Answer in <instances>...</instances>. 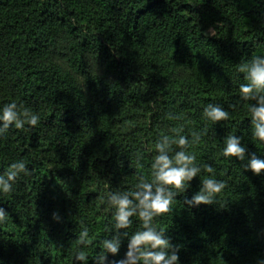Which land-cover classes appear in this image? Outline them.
<instances>
[{
	"label": "trees",
	"instance_id": "1",
	"mask_svg": "<svg viewBox=\"0 0 264 264\" xmlns=\"http://www.w3.org/2000/svg\"><path fill=\"white\" fill-rule=\"evenodd\" d=\"M253 55L264 56V0H0V87L40 117L0 136V174L21 160L29 170L0 194L9 215L0 264H96L115 235L107 193L151 178L155 143L184 123L170 112L192 121L182 133L189 139L207 128L190 151L228 184L213 205L189 206L202 172L173 213L155 219L179 246V264H264V173L243 167L252 153L264 159V142L253 136L255 101L241 100L246 81L236 68ZM209 103L229 120H207ZM229 134L247 148L245 161L222 156ZM132 221L106 264L125 258L141 227ZM80 225L87 247L76 243Z\"/></svg>",
	"mask_w": 264,
	"mask_h": 264
},
{
	"label": "clouds",
	"instance_id": "2",
	"mask_svg": "<svg viewBox=\"0 0 264 264\" xmlns=\"http://www.w3.org/2000/svg\"><path fill=\"white\" fill-rule=\"evenodd\" d=\"M204 35L216 36L217 32L210 30ZM236 68L239 73L244 74L246 81L239 87L241 100L255 101L254 104L247 105L253 136L264 142V56L253 55L251 59L242 60L236 65ZM231 107L235 110L237 105ZM203 116L207 120L219 123L229 120L230 113L218 104L209 103L204 107ZM168 119L184 123L170 128L169 131L172 135H162L155 143L154 148L157 154L153 157L151 164V178L141 177L133 190L109 191L107 193V203L114 209L115 235L111 239L102 241L103 251L96 256V264H106L107 254L116 256L119 253L122 239L121 230L132 226L133 217L139 218L141 227L130 237L127 231L123 232L124 237H129L128 250L125 258L114 262V264H179V246L171 244L165 235V230L158 228L154 223L155 219L173 213L178 193L185 192L190 182L200 176L202 172L208 175L201 179L200 191L191 200L186 201L189 206L213 205L216 203L218 195L228 187L226 181L216 178V170L211 165L201 166L196 153L190 151L193 146L200 144L202 136L207 134V128L202 132L192 130L191 139H189L188 136L182 134L185 126L192 123L185 114L174 115L170 112ZM39 122V114L34 113L31 108L22 103L11 101L0 109V136L7 133L11 127L28 131L35 128ZM224 145L222 156L245 161L248 150L242 146L239 137L229 134ZM141 159L142 156L138 153V167H142ZM243 167L245 171L251 170L254 174L260 175L264 173V159H260L255 153H252ZM21 174H29L23 160L12 163L7 171L0 174V194L11 193L14 183ZM8 218L7 212L0 208V224L6 223ZM54 218L59 219L58 216ZM80 228L76 243L87 247L91 243L89 229L84 225H80ZM76 260L86 262V253L78 252Z\"/></svg>",
	"mask_w": 264,
	"mask_h": 264
},
{
	"label": "rangeland",
	"instance_id": "3",
	"mask_svg": "<svg viewBox=\"0 0 264 264\" xmlns=\"http://www.w3.org/2000/svg\"><path fill=\"white\" fill-rule=\"evenodd\" d=\"M0 100H10V101H16L18 103H21V101H17L18 99H16V97H14L12 92L5 87H0Z\"/></svg>",
	"mask_w": 264,
	"mask_h": 264
}]
</instances>
